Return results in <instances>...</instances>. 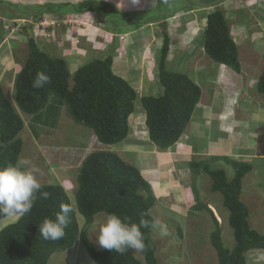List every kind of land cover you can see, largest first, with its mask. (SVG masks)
<instances>
[{
    "label": "trees",
    "instance_id": "16d2710c",
    "mask_svg": "<svg viewBox=\"0 0 264 264\" xmlns=\"http://www.w3.org/2000/svg\"><path fill=\"white\" fill-rule=\"evenodd\" d=\"M216 1L205 0V4L208 7L214 6ZM167 2L169 1L157 0L156 7L148 11L151 15L145 20L142 14L147 12L124 11L112 3L99 0L60 4L59 8L50 3L45 4L40 7L36 19L38 20L43 13L72 16L93 12L100 14L101 18L109 17L113 24L118 26L126 25L128 28L131 26L143 28L152 24L160 26L162 42L157 58V78L163 93L160 96H144L141 101L146 113L145 123L150 141L161 151L168 150L178 143L202 97V88L188 74L168 69L172 38L167 29L168 19L177 13L200 7L177 12L165 10L164 5H167ZM218 5L207 15L204 51L215 63L227 66L240 74L242 68L239 49L231 36L225 13ZM24 12L25 10L21 14ZM118 14L134 18L131 21L126 18V22L121 23L114 17ZM136 16H141L142 19L135 18ZM115 31V27L110 30L111 33L117 34ZM27 55L25 64L14 82L15 100L21 112L28 115L36 114L44 109L50 97L56 96L64 101L67 113L74 122L90 128L101 144L113 146L127 139L131 130L130 117L136 112L135 102L138 95L127 80L114 73L112 54L90 61L73 75L64 59L52 56L41 49L33 37L28 41ZM40 72L50 77V83L42 88H34L33 82ZM71 79L73 84L70 83ZM256 88L260 94H264V68ZM23 128L22 117L8 100L0 84V169L15 165L25 170L18 164L23 147L20 138ZM220 158L232 167L234 171L232 178L228 177L224 169L211 168L210 160H193L190 168L195 175L203 171L210 176L211 191L223 195V205L229 211L228 222L234 230L235 238L233 249L225 246L221 227L213 216L215 229L211 232L210 238L217 252L219 264H247L246 256L249 251L264 249V234L251 227L249 209L241 199L243 180L252 171L253 166L227 156L212 157L211 160ZM41 186L40 192L49 193V197L44 199L38 192L29 213L0 229V264H49L55 253L72 248L79 240L96 264H158L157 246L152 237L154 230L152 223L155 219L151 215V209L156 205L157 199L152 186L140 170L124 161L118 154L107 150L94 152L86 158L79 169L75 198L78 211L85 218L86 224L83 228H80L77 214L65 189L60 185ZM61 204H67L72 208L65 235L59 240H45L39 233V226L45 219L54 220L56 214L60 212ZM194 209H206L211 212L203 204L195 205ZM101 212L107 216L114 213L122 221L138 225L141 221L149 223V227L141 228L146 247L139 252L145 263L134 255V249L121 254L109 252L104 248L97 249L94 246L89 240L88 230L95 216ZM7 218L0 215V222Z\"/></svg>",
    "mask_w": 264,
    "mask_h": 264
},
{
    "label": "rangeland",
    "instance_id": "374dc122",
    "mask_svg": "<svg viewBox=\"0 0 264 264\" xmlns=\"http://www.w3.org/2000/svg\"><path fill=\"white\" fill-rule=\"evenodd\" d=\"M0 1H2L0 2V84L3 86L8 100L13 104L19 114L21 110L16 104L14 82L16 75L25 64L28 56V41L31 37L36 40L41 49L46 50L52 56L64 59L70 73L73 75L80 67L95 59L96 56L103 51L107 55L110 53L115 56L116 51L120 56L126 54L125 56L130 57L132 55L129 53L131 50L127 47L128 50L126 53V49L123 50L122 48L124 52L121 53L119 52L120 48H118V44L120 45V43H117V41H124V39H128L130 36L128 41L135 39V42H137V49L135 48L133 51H136L140 56L139 58H135V60L133 59L134 61L132 60V62L136 64L138 72L143 74V76L134 74L132 78L134 81L137 80V82L143 83V80H138V78L145 79L147 74L145 80L156 81L157 70L152 67L155 70L152 69L153 73H148L150 64L153 62L152 60L147 61L145 57H143V53L145 55L151 48L153 52H150L154 54L157 50L156 46L159 47V42H162L159 25L153 24L146 26L143 31L141 28H138L141 31L137 32L132 37L129 29L134 30L137 29L136 27L131 26L128 29L126 25H115L109 17L98 18L101 15L95 13L96 18L93 17L94 15L89 17L86 16L87 20L85 17H80L81 19L78 18V14L67 18L66 16L62 17L60 15L43 13L38 17L39 19L36 20L37 14L41 10L40 7L48 2L56 3L61 1L78 3L80 0ZM167 1L169 2L166 3L167 5H164L165 10L170 9L180 12L182 9L200 7L190 11V13L187 12V14L186 12H176L177 14L174 17L168 19L167 29L171 38L173 37V39L181 40V38L177 37L183 36L182 41L186 43L187 38L189 36L191 38V36L195 34V39L199 41L196 47H191L190 43L187 44L189 45L187 47L188 50L183 52L185 54L184 57L188 56L186 58L181 56L182 52L178 53L180 50L175 52L176 55H174L172 61L168 63V69L185 72L192 77L194 70H198L199 67L204 68V72L207 76L206 80H208V83H206V81L203 87H201L204 98L207 97L209 93L208 88L214 85L217 77V64L204 51V30L206 28L204 21L208 13L212 12L215 6L220 3L218 7L225 13V17L230 26L231 36L238 46L242 68L241 73L237 75L235 71L225 67L226 73L232 74L233 76L227 77L221 88L223 91L228 92L229 95H232L230 99L234 96L232 94L233 91H237L240 94L246 92V95L242 96L241 102L238 105V110L241 109L242 112L240 113L241 116L245 113L251 115L257 113V115L254 116L255 121L253 119L246 121L239 129L240 133L237 134L238 142H243L247 139V148L252 149L249 145H254L258 140L257 128L260 129V137H264V94H260L255 88L258 78L264 68V0H217L214 3L215 5L210 7L205 4V0ZM129 3L132 4L134 2L129 0ZM151 3L152 4H148V9L150 10L156 7L157 0H153ZM54 7L59 8V5H55ZM24 10L25 12L22 15L21 13ZM146 12L147 13L142 14L144 20L151 15L150 12ZM10 16L14 17L11 18ZM108 16L112 15L108 14ZM116 16L114 17L119 19L121 23L126 22L129 18L121 14ZM132 18L134 17L131 16L129 20L131 21ZM135 18L142 19L141 16H136ZM39 23L42 24L39 26ZM203 24L205 26H203ZM113 27L116 28L115 32H117V34L109 33ZM158 27L159 29H157ZM118 32L121 35H118ZM141 37L142 42L144 40L147 41L146 37H151L150 40L148 39L149 42L146 43L148 44L147 46L139 47L142 45V42H139V38ZM113 40L114 43L110 45V42ZM153 46H155V49ZM176 47H179L178 43ZM179 55L180 58L178 60L181 58L185 59V62L182 61L185 65L181 67H178L176 64ZM155 58H158V56H155ZM70 83L73 84L72 79ZM157 86L162 89L160 84ZM213 90L214 89L211 90L212 93ZM138 92L140 98L135 102V111L141 108L143 110L141 97L148 95L150 91L144 86V89H142V91L138 90ZM206 100L203 99L201 105H203L204 101L207 102ZM140 130L144 129L142 128ZM133 132L135 133V130H133ZM262 141H264V139L261 140V142ZM236 145V150H230L229 152L230 145L225 142L224 147L227 148V151L224 152L225 154L218 156L217 152H215L216 154L212 152L211 155L212 157H225L229 152L232 156L229 155L228 157H232V159L236 160V151H240L242 148L241 145ZM212 157H206V154H199L193 160H210L209 164L211 168L224 169L228 177L232 178L234 174L232 167L224 160H221V158L218 160H211ZM249 157L250 156H244L245 159H250ZM245 159H238L237 161L246 162ZM255 162H257V164H255L254 170L243 180L241 199L249 209V222L251 227L260 234H264V160H255ZM259 163H261V165ZM159 170L164 172L163 168ZM175 170L179 171L176 172L178 178L172 175L173 178L167 184H150L157 198L159 197L161 185L163 189L170 191L167 199H164L166 202L161 201L162 199H159V201L157 199L156 205L151 209V215L154 217L155 221L166 223L169 228V235L166 237L160 234L158 227H154L152 233V237L157 246L156 257L158 264H219L217 252L213 248L210 238L211 232L215 229L213 216L221 227L225 246L228 249H233L235 245L234 230L228 222L229 211L223 205V195L220 192L211 191L210 186L212 180L208 174L201 171L195 175L188 163L176 165L174 169L171 167V169L167 170V173L170 174V172H174ZM168 178L170 179V177ZM178 187H180L179 192L176 191ZM181 187H184L182 191ZM75 192H69L70 194L68 195L71 199L73 209L77 214L80 228H83L86 222L84 216L78 211ZM177 201L178 206L174 207ZM197 204L207 206L211 212L206 209H194V206ZM106 218L107 215L101 212L95 216L93 224L89 226V240L97 249H102L97 243V238L99 229L106 221ZM17 219L18 217L7 218L1 221L0 229L8 223L17 221ZM134 255L145 263L139 251L134 249ZM246 259L247 264H264V249H259L248 254ZM90 263L96 264L90 258L85 246L80 240L77 241L72 248L55 253L49 261V264Z\"/></svg>",
    "mask_w": 264,
    "mask_h": 264
},
{
    "label": "crops",
    "instance_id": "0c3cea01",
    "mask_svg": "<svg viewBox=\"0 0 264 264\" xmlns=\"http://www.w3.org/2000/svg\"><path fill=\"white\" fill-rule=\"evenodd\" d=\"M81 1L84 0H80V2ZM99 1H106L108 3H112L116 7L124 11L144 12L145 10L150 11V9H148V4H152L151 2L153 0H147V3L146 0H139L138 3H136L135 0H131L134 2L132 4L129 3V0ZM49 3L53 5H60L69 4L71 2L58 1L56 3L48 2L46 4ZM188 13H190V11H188ZM95 14L93 12H87L80 15L78 14V18L85 17L86 19V16L89 17L93 15V17H95ZM75 15L77 14H74V16ZM65 16L68 18L72 17L73 15L71 16L65 14L62 17ZM206 20L207 16L204 21L205 24ZM203 26L205 25L203 24ZM141 29L143 31L144 27ZM157 29H159V27ZM129 30L131 31L132 37L134 36V34L141 31L138 28L134 30ZM182 37H177L181 38V40L173 39L172 37L171 54L169 57V62H171L172 58H174V55H176L175 52H178L179 50L180 52L178 53L182 52L181 56L184 57L185 54L183 52H185V50H188L187 47L189 46L187 44L190 43L191 47H196V45L199 43V41L195 39V34L192 35L191 38L189 36L186 40V43L182 41ZM129 38L124 39V41L121 42L117 41V43H120V45L118 44V48H120L119 52L123 53V50L126 49L127 53L128 47L131 50V52L129 53H131L132 55L130 57L125 56L126 54L120 56L119 53L115 51L116 55L114 56L113 65L114 73L127 80L133 87L135 86L134 88L137 92V95L139 93L138 90L142 91V89H144V86L148 89V91H150L146 96L162 95L163 89L157 86L159 84V81L156 76V81L145 80L147 74L145 79L138 78V80H143V83H140L139 81L137 82V80L134 81V79L132 78L134 74H138L141 76H143V74L138 72L136 64H133L132 62L133 59L135 60V58L140 57L136 51H133L135 48L137 49V42H135V39H130L131 41H128ZM146 38L147 41L144 40L143 42L141 41L142 37L139 38V42H142V45L139 47L148 45L146 43L149 42L151 37ZM111 43L112 42H110V45ZM177 43L179 44V47H176ZM160 45L161 43L159 42V47ZM153 47L155 49V46ZM159 47L156 46L157 50L156 52H154V54L152 53L153 50H151V48L148 50L149 52H147L145 55L143 53V57H145L147 61L152 60L153 62L152 64H150L148 73L152 72V69L155 70L154 68H157V58H155V56L159 55ZM105 55L107 54L103 51L100 52L96 56V58H104ZM186 57L188 56H185L184 58ZM179 58L180 55L179 57H177L176 64L178 65V67L184 66L185 63H182V61L185 62V59L181 58L180 61L178 60ZM225 67L227 66L217 64V77L214 85L208 88L209 93L207 94L206 98H204L202 93L201 101L194 112L189 127L184 132L183 136L178 141V143H176L173 147L169 148L168 150H159V148L150 141L149 133L145 130H141V133L138 135L133 132V130H135V127L140 121H142L140 123L146 121V113L144 109L142 110V108L140 110H137L130 117L131 130L127 139L113 146H106L98 141L94 132L90 128L74 122V120L68 115L67 107L62 99L56 96H52L50 97L44 109H42L38 113L33 115H28L23 112L20 113V116L22 117L24 122V128L20 133V138L23 141V147L19 156L18 164L25 170H32L34 172V175L36 176V179L41 185H60L65 189L68 194H70L69 192L72 191L75 192L77 188V177L79 169L81 168L86 158L90 154L102 150L114 152L118 154L127 163L137 167L143 177L150 184H167L173 178L172 175L178 178L176 173L179 172L178 170L170 172V174L167 173V170L171 169V167H173L174 169V166L181 165L182 163H188L190 165L193 159H195L199 154H206V157H212V152H217L218 156L225 154L224 152L227 151V148L224 147L225 142L226 144L230 145V148L228 147L229 152L230 150H236V144L242 146V148L240 147V151H236V161L238 159H245L244 156H250V159L245 160L246 162H249V164L253 165V171L255 164H257L255 160H264V141L261 142L264 137H260L261 132L260 129L257 128L256 132L258 134V140L254 145H249L252 149L247 148V139L244 140L245 142H238L237 134L240 133L239 129L241 128V126H243V124L246 123V121L250 119H253L255 121L254 116H256L257 113L254 115H251L249 113H245L243 114V116L240 115V113L242 112L241 109L238 110V105L241 102L242 96L246 95V92H244V94H240L237 91H233L232 94L234 96L232 99H230L232 95H229L228 92L222 90L221 86L223 83H225L227 77L233 76L232 74L226 73ZM232 73L235 74L234 72ZM206 77L207 76L204 72V68L199 67L198 70L193 71V76L191 78L200 87H203L206 81V83H208ZM212 89H214L213 93L211 91ZM208 96L210 102L208 100ZM139 98L140 97L138 95L137 99ZM203 99H207V102L204 101L203 105H201ZM140 129H142V126H139L138 130ZM229 152L225 156H232L231 154H229ZM259 164L261 165V163ZM162 168L164 169V172L159 170ZM168 177H170V179ZM183 188L184 187H181V191ZM176 191L179 192L180 187H178ZM169 192L170 191H168L167 189H163L161 185L159 189V197H156V199H158V201L159 199H162L161 201H165L164 199H167ZM175 203L176 204L174 205V207L178 206V201Z\"/></svg>",
    "mask_w": 264,
    "mask_h": 264
},
{
    "label": "clouds",
    "instance_id": "9594fccd",
    "mask_svg": "<svg viewBox=\"0 0 264 264\" xmlns=\"http://www.w3.org/2000/svg\"><path fill=\"white\" fill-rule=\"evenodd\" d=\"M135 2L138 3L139 0H135ZM48 83H50V77L40 72L37 73L33 87L42 88ZM145 122L141 126L148 132ZM41 187L32 170H22L15 165L0 169V215L17 218L29 213L37 199L36 194L38 192L44 199L49 197V193L40 192ZM71 212L72 208L69 205L61 204L60 212L56 214L54 220L45 219L39 226V233L43 239L51 241L61 239L65 235V229L70 222L69 214ZM147 227H149L147 221H141L138 225L122 221L114 213L109 214L99 229L97 243L109 252L115 251L122 254L129 249L143 251L146 245L141 228ZM152 227H158L162 236L169 235V228L166 223L154 221ZM255 251L251 250L248 254Z\"/></svg>",
    "mask_w": 264,
    "mask_h": 264
},
{
    "label": "built area",
    "instance_id": "2783aa9c",
    "mask_svg": "<svg viewBox=\"0 0 264 264\" xmlns=\"http://www.w3.org/2000/svg\"><path fill=\"white\" fill-rule=\"evenodd\" d=\"M40 24H42V23H39V26H40ZM142 124L144 125V123H140V122H139L138 125L135 127V134H136V135H138V134L141 133V130H138V128H139V126H141ZM143 125H142V126H143Z\"/></svg>",
    "mask_w": 264,
    "mask_h": 264
}]
</instances>
